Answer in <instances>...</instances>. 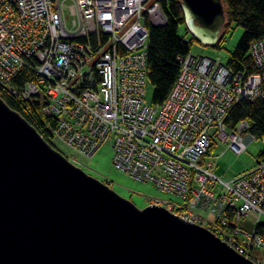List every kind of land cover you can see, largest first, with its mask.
<instances>
[{"label":"built area","instance_id":"obj_1","mask_svg":"<svg viewBox=\"0 0 264 264\" xmlns=\"http://www.w3.org/2000/svg\"><path fill=\"white\" fill-rule=\"evenodd\" d=\"M71 23H69V19ZM159 0H0V87L23 69L36 79L24 99L43 94L56 117L52 142L76 165L113 139L114 164L178 200H150L202 225L240 254L264 264V159L230 181L214 172L218 141L238 154L250 124L228 127L242 100L264 99V38L252 42L258 70L232 71L221 58L180 55V74L165 103L148 104V22L166 24ZM63 144L60 147L59 144ZM253 228L244 226L247 218Z\"/></svg>","mask_w":264,"mask_h":264},{"label":"water","instance_id":"obj_2","mask_svg":"<svg viewBox=\"0 0 264 264\" xmlns=\"http://www.w3.org/2000/svg\"><path fill=\"white\" fill-rule=\"evenodd\" d=\"M182 7L190 34L215 46L224 1L182 0ZM0 264L256 263L210 229L120 195L0 96Z\"/></svg>","mask_w":264,"mask_h":264},{"label":"trees","instance_id":"obj_3","mask_svg":"<svg viewBox=\"0 0 264 264\" xmlns=\"http://www.w3.org/2000/svg\"><path fill=\"white\" fill-rule=\"evenodd\" d=\"M162 4L166 24L155 26L148 22L149 47L148 71L149 80L154 87L153 104L161 106L165 103L180 74L178 57L191 52L194 37L188 41L180 35L181 27L187 33L185 14L182 0H159ZM226 6L227 22L224 30L228 31L230 24L236 22L244 28V34L231 53L227 66L234 72L254 73L258 70L250 53L252 42L264 38V0H223ZM225 34V33H224ZM224 34L220 41L213 47L222 48ZM36 79L30 69H23L14 78L11 88L0 87V96L10 107L19 111L53 146L51 127L57 123L56 117H48L42 110L46 104V96L38 94L29 99L18 95L20 89L29 81ZM242 121L249 122L246 134L255 139L264 140V99L254 101L245 99L239 102L230 112L227 123L232 130ZM214 148L212 145L211 150ZM264 159V150L258 156V161ZM257 161V162H258ZM111 186L110 181L104 180ZM256 231L264 235V224L259 222Z\"/></svg>","mask_w":264,"mask_h":264},{"label":"rangeland","instance_id":"obj_4","mask_svg":"<svg viewBox=\"0 0 264 264\" xmlns=\"http://www.w3.org/2000/svg\"><path fill=\"white\" fill-rule=\"evenodd\" d=\"M71 19L72 18L69 19V23H71ZM222 32L223 34L225 33L222 48H215L195 40L193 41L191 52L198 56L221 58L224 63H227L231 53L236 49L244 34V28L236 22H232L228 31L227 29L225 31L223 27ZM180 35L184 36L188 41H191L193 38L190 33L185 31L184 27H181ZM153 96L154 87L150 80H148L145 86V98L150 105H154ZM59 146L66 150L63 144L60 143ZM262 150H264V140L261 139L253 138L248 144L247 149L241 154H238L234 149L229 147L228 144L218 141L214 144L209 159L215 161L214 172L222 180L230 181L235 176L252 169L256 165L258 156ZM68 158L70 159V157ZM79 159L82 163L80 167L88 174L102 181H110L111 187L115 191L126 198H130L140 208L148 206L150 200L154 199L178 200L177 196L162 191L157 188L155 184L134 179L127 173L118 170L114 164L112 138L108 139L92 157L83 158L79 156ZM131 191L135 193L133 197L130 194ZM253 220L256 221V219L252 217V221ZM260 222L264 224V216L261 217Z\"/></svg>","mask_w":264,"mask_h":264},{"label":"crops","instance_id":"obj_5","mask_svg":"<svg viewBox=\"0 0 264 264\" xmlns=\"http://www.w3.org/2000/svg\"><path fill=\"white\" fill-rule=\"evenodd\" d=\"M244 226L249 229L253 228L252 218H247V220L244 221Z\"/></svg>","mask_w":264,"mask_h":264},{"label":"flooded vegetation","instance_id":"obj_6","mask_svg":"<svg viewBox=\"0 0 264 264\" xmlns=\"http://www.w3.org/2000/svg\"><path fill=\"white\" fill-rule=\"evenodd\" d=\"M130 194L132 195V197L134 196L135 193H133V191L130 192Z\"/></svg>","mask_w":264,"mask_h":264},{"label":"bare ground","instance_id":"obj_7","mask_svg":"<svg viewBox=\"0 0 264 264\" xmlns=\"http://www.w3.org/2000/svg\"><path fill=\"white\" fill-rule=\"evenodd\" d=\"M56 147V146H55ZM57 148V147H56Z\"/></svg>","mask_w":264,"mask_h":264}]
</instances>
